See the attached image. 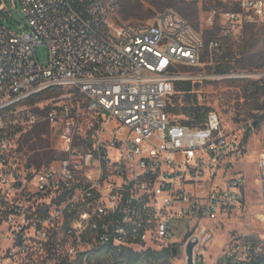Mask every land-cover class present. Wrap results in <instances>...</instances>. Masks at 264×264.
<instances>
[{"label":"built area","instance_id":"built-area-1","mask_svg":"<svg viewBox=\"0 0 264 264\" xmlns=\"http://www.w3.org/2000/svg\"><path fill=\"white\" fill-rule=\"evenodd\" d=\"M20 2L22 32L0 21V264H176L181 242L186 264L194 237L195 264H264V107L240 123L211 108L191 125L168 110L203 32L172 8L136 25L117 21V0ZM202 9L224 36L264 23V0ZM43 128L55 142L33 147ZM228 223L212 254L210 232Z\"/></svg>","mask_w":264,"mask_h":264},{"label":"rangeland","instance_id":"rangeland-1","mask_svg":"<svg viewBox=\"0 0 264 264\" xmlns=\"http://www.w3.org/2000/svg\"><path fill=\"white\" fill-rule=\"evenodd\" d=\"M149 1V0H148ZM151 1V0H150ZM194 1L197 2V8ZM187 11L181 10L182 5L174 7L181 16L189 20L196 27L205 31L204 49L200 65H180V70L191 77L193 85L192 95H196L197 101L206 107L217 110L227 121L240 123L254 116L262 107L264 98L252 91H247L246 86L254 87L253 83L262 81L259 76L264 72V23H251L241 26L232 35L224 36L218 25L210 26L203 23L202 0H189ZM20 0H0V21L17 32H22L26 26V18L22 12ZM121 23L150 24L155 18L146 22L138 20H122ZM212 36H218L219 47L211 49L209 44ZM208 43V56L203 59ZM36 54L41 64L48 65L49 49L46 45L36 47ZM229 67L228 72H218V67ZM183 99L184 93L177 92L174 99ZM48 138L51 144L55 142L54 133L48 128ZM261 136L260 132L256 133ZM52 139V140H51ZM251 149L248 154L247 167L253 174L257 169L255 162L259 146H256L255 135L250 142ZM254 176L249 178V195L255 194L253 184ZM253 191V192H252ZM232 223H228L222 229H214L211 233L208 250L215 254L224 243L235 234ZM184 242L179 243L181 256L184 257ZM182 257V258H183ZM176 264H183L180 257L175 259Z\"/></svg>","mask_w":264,"mask_h":264},{"label":"trees","instance_id":"trees-1","mask_svg":"<svg viewBox=\"0 0 264 264\" xmlns=\"http://www.w3.org/2000/svg\"><path fill=\"white\" fill-rule=\"evenodd\" d=\"M118 3V15H120V19L122 20H138L141 22H146L150 19L156 18L159 14L163 13L167 9H174V7L178 5H182L181 10L187 11L189 6V0H117ZM195 6L197 8V2L194 1ZM175 10V9H174ZM119 23L120 20L117 19ZM189 21V20H188ZM128 24H135L129 23ZM193 24V23H192ZM136 25H145L143 23H139ZM193 26L203 32L205 37V31L200 27ZM208 43L206 44V53L203 54V59L208 56ZM229 67L223 68L222 66L218 67V72H228ZM254 87L246 86L247 91H254L264 98V82L258 81L253 83ZM176 91L184 93L183 99H174V103L169 106L168 110L175 115H177L181 122L186 124H194L197 122L203 121L206 117L208 111L211 110L210 107L200 106L197 101L196 95H192L193 85L191 81H178L176 82ZM253 92V93H254ZM51 96V93H42L39 95V99H47ZM261 107H264V101ZM46 131V128L41 129L35 133V137L37 141L32 142V146L35 147L37 145L44 147L50 146L51 142L49 139H44L42 134ZM33 135L28 137L30 140Z\"/></svg>","mask_w":264,"mask_h":264},{"label":"water","instance_id":"water-1","mask_svg":"<svg viewBox=\"0 0 264 264\" xmlns=\"http://www.w3.org/2000/svg\"><path fill=\"white\" fill-rule=\"evenodd\" d=\"M256 125V123L254 124ZM210 238V234H207L206 237L204 238V240H207ZM199 242V239L198 237H194V240L193 239H190L187 246H186V249H185V252H186V264H195V261H194V246ZM172 252L174 255L177 254V248H173L172 249Z\"/></svg>","mask_w":264,"mask_h":264},{"label":"flooded vegetation","instance_id":"flooded-vegetation-1","mask_svg":"<svg viewBox=\"0 0 264 264\" xmlns=\"http://www.w3.org/2000/svg\"><path fill=\"white\" fill-rule=\"evenodd\" d=\"M175 256H176L177 258H178V257L182 258L180 249H177V254H176Z\"/></svg>","mask_w":264,"mask_h":264}]
</instances>
